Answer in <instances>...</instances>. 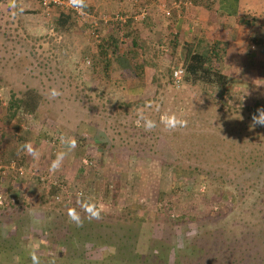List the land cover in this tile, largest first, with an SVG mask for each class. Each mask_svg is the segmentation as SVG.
<instances>
[{"label":"rangeland","instance_id":"obj_1","mask_svg":"<svg viewBox=\"0 0 264 264\" xmlns=\"http://www.w3.org/2000/svg\"><path fill=\"white\" fill-rule=\"evenodd\" d=\"M41 9L37 0H0V130L19 115L8 105L10 96L29 91L38 96L29 118L41 115L43 134L42 160L21 152L30 143L28 116L14 135H4L0 182L20 179L5 169L12 161L29 177L11 185L15 196L0 185V233H36L40 264H111L88 248L69 258L57 244L68 222L73 226L69 210L81 216L94 203L103 206L102 229L130 226L138 250L151 238L170 245L169 264H264V126L251 127L257 109H264V81L247 86L236 79L224 63L225 48L218 63L227 70L226 90L182 78L174 85L169 70L179 63L170 46L136 45L133 20H97L89 27L84 8L53 23L65 11L45 15ZM111 40L126 67L116 63ZM98 43L107 52L103 65ZM52 90L61 95L52 98ZM173 114L188 127L167 130L161 118ZM141 117L156 127H137ZM61 137L74 138L76 148ZM61 152L62 166L51 172ZM160 202L174 209L177 217L169 218L182 217H166Z\"/></svg>","mask_w":264,"mask_h":264},{"label":"crops","instance_id":"obj_2","mask_svg":"<svg viewBox=\"0 0 264 264\" xmlns=\"http://www.w3.org/2000/svg\"><path fill=\"white\" fill-rule=\"evenodd\" d=\"M85 3L87 5L85 16L88 17L87 22H91L89 27H95L97 20L105 24L117 21L113 20L112 16L118 14L124 17L126 23L129 22L130 25H133L130 21H134L133 26L139 32H135L133 36L135 41H138L136 45H142L143 48H149L145 46L146 44L164 51L166 49L162 46H166L165 43L170 46L174 35L177 40L174 51L177 52L182 51L181 46L185 42L195 49L202 40L218 41L224 49L226 48L224 63L234 68L236 79H240L242 83L245 82L247 86H251L259 80L264 81V0H196L194 3H190L189 0H85ZM161 6L170 10L169 17L163 15ZM142 12L144 15L140 17ZM128 19L130 20L128 21ZM117 23L123 22L118 20ZM255 49L257 51L254 54L252 51ZM80 54H83L82 51ZM221 71L224 74L227 72L224 69ZM37 110L31 114H35ZM31 114L26 115L28 118L25 123L30 125L29 131L25 132L24 137L25 140L30 141L34 148H37L36 150L40 153L39 159L42 160L40 151L43 135L41 115H37L38 119H30ZM14 118L10 119L7 125L2 123L0 154L4 150L2 141L5 133L8 136L14 135V126L18 123ZM17 177L26 180L29 175ZM20 179L9 182L1 181V188L4 189L3 185H5L6 190L15 196L17 191H13L11 185L21 181Z\"/></svg>","mask_w":264,"mask_h":264},{"label":"trees","instance_id":"obj_3","mask_svg":"<svg viewBox=\"0 0 264 264\" xmlns=\"http://www.w3.org/2000/svg\"><path fill=\"white\" fill-rule=\"evenodd\" d=\"M190 3H194L196 0H189ZM39 4V3H38ZM41 8V7H40ZM58 9V8H57ZM43 11V8L41 9ZM65 16L58 13L53 19L56 23L59 19L69 18V16L75 13L71 11L64 12ZM170 14L166 17H169ZM145 17V16H144ZM176 36L174 35L170 41V47L172 50L170 53L173 56L174 61L183 70L182 81L188 84L201 83L212 88L225 89L228 83L226 74L221 71L219 66V57L224 51L223 45L218 41L204 42L203 48H192V45L181 46V52L174 53L176 47ZM114 49V59L120 66L126 67L127 58L117 53V45L115 40L110 41ZM97 54L101 64L106 61V54L103 44L98 43ZM216 64V65H215ZM107 65V63H106ZM105 67V66H104ZM171 71L169 70V74ZM226 90V89H225ZM254 105L257 106L259 101L255 99ZM8 105L15 109L16 121L18 122L14 128L19 130V125L22 123L21 119L23 115L31 114L38 108V96L35 93L26 92L20 97L11 95L8 100ZM10 109V108H9ZM254 112V111H253ZM17 115V116H16ZM200 184V182H198ZM197 183V186L199 185ZM159 211H161L166 217H177L172 215L170 206L164 202L159 203ZM187 215V214H186ZM82 220V226L77 227L74 223L68 222V234L63 236L61 240L57 242L60 248L68 252L69 258L76 257L74 252L81 251V249L88 248L92 252L100 253V261L108 262L111 264H169L172 260L170 254V245L160 243L156 239H149V244L145 250L140 251L137 249V234L132 231L130 226H122L119 230L113 231L109 229L103 230L104 224L102 218L90 219L88 213L80 216ZM182 216H179L181 218ZM179 218H169L172 221H177ZM70 221V220H68ZM28 244V248L24 249V242ZM40 243L37 242L36 233L28 232L24 234L22 231H14L13 234L3 235L0 233V260L6 262L14 258L16 264H32L31 253L33 251L40 252ZM19 250V251H17ZM42 252V251H41ZM41 254V253H40ZM67 255V253H65ZM39 258L40 255H37ZM84 258L79 259L84 261ZM95 259V258H94Z\"/></svg>","mask_w":264,"mask_h":264},{"label":"clouds","instance_id":"obj_4","mask_svg":"<svg viewBox=\"0 0 264 264\" xmlns=\"http://www.w3.org/2000/svg\"><path fill=\"white\" fill-rule=\"evenodd\" d=\"M70 4L76 8L77 10L82 11L85 7H87L85 0H69ZM61 93L57 90H52L51 96L52 98H56ZM144 118L141 117V119H138L136 121L137 127H143L145 131H152L156 124L154 121L150 120H144L143 123L141 121ZM161 123L165 125V128L169 131H174L178 128H187L188 127V121L185 119H178L175 114L171 116H163L161 118ZM256 125L264 126V109H257V114H254L252 117V125L251 127L254 128ZM62 143H67L70 150L75 149L77 146V142L74 138H65L61 137ZM21 151H26L28 155H30L34 160H38L40 153L38 150H36L31 143H27L25 145L21 146ZM66 153L61 152L58 153L57 159L52 162V165L50 166V171L55 172L60 170L62 166L63 159L65 158ZM85 211L88 213V216L90 219H101V212L103 211V206H97L94 203L86 204ZM68 218L70 222L74 223L77 227L82 226V220L78 212H76L75 209H70L68 212ZM31 260L32 264H40L39 258L37 257L35 251L31 253Z\"/></svg>","mask_w":264,"mask_h":264},{"label":"built area","instance_id":"obj_5","mask_svg":"<svg viewBox=\"0 0 264 264\" xmlns=\"http://www.w3.org/2000/svg\"><path fill=\"white\" fill-rule=\"evenodd\" d=\"M37 2L39 3V6L41 8H43V12L45 15H49L50 13H52V10L54 8H58V9H62L63 11L67 12V11H71L73 13H76V14H79V13H82V11L80 10H77L76 8H74L69 0H37ZM177 5V4H176ZM163 9V8H162ZM163 13L165 16H168L170 13H169V10L168 9H163ZM144 13L142 12L140 14V17H143ZM112 19L113 20H120V22H123L124 23V17L118 15V14H114L112 16ZM182 73H183V70L181 69V67H175L171 70V73H170V79H171V82L174 84V85H177L180 83L181 81V78H182ZM8 108V106H6ZM83 166H86L87 165V162H85V160H83ZM7 170H13L15 171V173L17 174V176H20V177H23L25 176V172L24 170L22 169L21 166H17L15 164V162H9L8 165L6 166ZM0 170H1V173L5 172L4 169L2 170V166H0ZM40 179H43V177L41 176ZM13 198H11L12 200ZM3 202H4V198L0 192V206L3 205ZM161 212V211H159ZM162 213V212H161ZM174 215V214H172Z\"/></svg>","mask_w":264,"mask_h":264}]
</instances>
